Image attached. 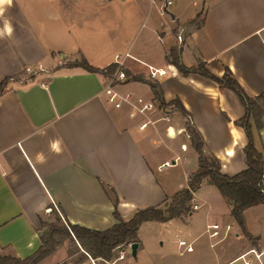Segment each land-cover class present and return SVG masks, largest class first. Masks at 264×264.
I'll list each match as a JSON object with an SVG mask.
<instances>
[{
    "label": "crops",
    "instance_id": "0c3cea01",
    "mask_svg": "<svg viewBox=\"0 0 264 264\" xmlns=\"http://www.w3.org/2000/svg\"><path fill=\"white\" fill-rule=\"evenodd\" d=\"M169 1L166 12L161 0L0 2V83L8 79L0 92L1 255H32L41 245L40 220L54 215L46 213L50 207L64 223L104 231L116 222L114 195L123 221L139 209L169 202L198 168L190 138L176 134L187 117L203 153L219 160L222 174L231 177L247 168L248 141L236 125L245 114L238 96L198 74L183 76L168 54L179 48L186 68L203 63L215 77L228 69L264 112V0ZM77 59L97 69L117 64L127 80L115 90L130 93L131 103L120 109L107 105L106 75L65 65ZM148 67L166 70L154 84L166 103L178 100L186 116L173 106L161 109L150 86L134 80L147 81ZM138 99L153 108L137 113ZM261 123V130L253 128V146L264 160V115ZM159 146L166 152H155ZM262 184L264 189V178ZM199 200L207 206L205 221H214L205 226L216 239L211 246L233 226L232 238L241 237L231 257L215 264H264L263 205L244 210L242 233L230 215L232 202L220 194Z\"/></svg>",
    "mask_w": 264,
    "mask_h": 264
},
{
    "label": "trees",
    "instance_id": "16d2710c",
    "mask_svg": "<svg viewBox=\"0 0 264 264\" xmlns=\"http://www.w3.org/2000/svg\"><path fill=\"white\" fill-rule=\"evenodd\" d=\"M168 62L173 65L183 76L198 74L203 78L214 82L220 90L228 89L234 92L245 109L242 118L236 121V125L241 127L247 138V145L244 148L245 163L247 168L234 176H226L220 172V162L212 155H205L202 151V139L198 132L189 123L184 128L190 132V142L193 149L198 153V168L188 179L187 187L166 202L161 207H146L135 212L128 221H123L117 211L118 199L114 195L113 217L116 222L104 231H94L88 228L65 223L63 226L47 224L40 220V230L47 228V231L40 234V247L29 257L19 259L10 255H0V264H39L51 256L56 248L65 240H70L79 245L85 257L91 259H103L109 263L111 252L122 245L137 244V231L146 222L167 223L174 219H181L190 213V203L193 193L196 192L202 182L214 186L219 194L232 202L233 206L230 215L238 224L242 233L245 232L243 212L247 208L263 205L264 206V160L262 154L256 151L253 146V128L262 129L261 118L263 110L250 98H248L232 73L226 69L222 77H215L205 68L203 63L197 67L186 68L180 60V49L172 48L168 54ZM90 73H103L110 75L118 68L117 64H111L104 69H97L90 66L84 59L81 64H75ZM135 81L146 83L150 86L154 99L159 107L166 108L173 106L182 115L187 114L178 100L166 103L162 98V93L157 84L145 81L141 78H134ZM8 79L0 83V92L3 90ZM252 121V123L250 122ZM56 220H59L55 210L52 212ZM41 232V231H40Z\"/></svg>",
    "mask_w": 264,
    "mask_h": 264
},
{
    "label": "rangeland",
    "instance_id": "374dc122",
    "mask_svg": "<svg viewBox=\"0 0 264 264\" xmlns=\"http://www.w3.org/2000/svg\"><path fill=\"white\" fill-rule=\"evenodd\" d=\"M199 22L200 20L198 19L192 25L195 26ZM176 43L180 44L178 41ZM82 60L77 59L67 62L65 65L74 66L75 64H81ZM32 73V70L26 71L27 75ZM187 122L188 119L186 118L183 124ZM155 149V152L165 151L162 146ZM204 182L205 184L201 188L199 187L200 190L197 192L198 197L192 201L200 206L199 209L194 210L192 208L193 204L190 203L191 216L185 215L181 219L173 220L169 223L150 222L141 225L137 235L139 246L134 247L131 245L129 247V245H122L117 247L111 252L109 263L103 259H96L95 264H215L217 260L221 262L227 260L230 254L239 248L238 244L242 245L241 237L232 238V235L236 231V228L233 226L227 232V238L220 244L211 246L216 239L209 238V230L205 231V226L207 222L212 224L214 221H205L207 206L201 205L202 201L199 199L206 198L213 201L219 197V194L214 186L208 184L207 181ZM44 221L47 224L65 225L60 217L59 220H56L54 215L47 217ZM219 224L223 234L224 225ZM40 231L44 234L47 228H43ZM180 239L185 240L186 243L191 245L192 252L187 253L185 247H178ZM54 252V255L48 257L51 259L50 261L44 262L43 260L42 262L44 264H91L89 260H86L88 258L81 252L79 245L70 240H65ZM240 263L243 264L244 262L241 261Z\"/></svg>",
    "mask_w": 264,
    "mask_h": 264
},
{
    "label": "built area",
    "instance_id": "2783aa9c",
    "mask_svg": "<svg viewBox=\"0 0 264 264\" xmlns=\"http://www.w3.org/2000/svg\"><path fill=\"white\" fill-rule=\"evenodd\" d=\"M156 1H160V0H156ZM162 1V11L166 12L167 7H169L170 5H172V2L169 0H161ZM184 29H181V31L178 33V35L176 36V39L179 43H181L182 41V37H181V32ZM26 71H29V69H26ZM166 75V70L165 69H155L152 67H148V73L146 76V80L148 82L151 83H155L160 77H163ZM127 80V76L125 74V72L118 67L116 69V71L113 74L110 75H106L105 77V81H104V87L102 89V93L104 94V101L107 105H110L116 109H120L122 108L125 104H130L131 102V97L132 95L130 93H125L123 95H121L120 93H118L115 90V86L119 83H123ZM137 104H139V107L135 108V110L137 111V113L139 114H143L146 111L150 110L153 108V104L152 103H143L141 99L137 100ZM165 120H169L168 116H165L164 118ZM189 125H191V121L190 118L187 117ZM150 124V121L144 122L139 126V130L143 131L144 129H146V127ZM172 135H175L173 131ZM176 134H183V136L187 139L190 138V132L188 130H185V128L182 131H177ZM159 139H156V141H158ZM168 164V163H166ZM165 165H163L164 167ZM52 209L56 210V207L54 208H48L46 210V213H51ZM193 209H197V206H193ZM210 229H212V233L210 234L211 238H215L218 236V226L217 225H213L210 227ZM229 229V228H228ZM179 247H185V251L187 253L192 252V247L191 245H189L188 243H186L185 240H180L178 242ZM257 257V256H256ZM245 264H249L247 262H245Z\"/></svg>",
    "mask_w": 264,
    "mask_h": 264
},
{
    "label": "water",
    "instance_id": "95a60500",
    "mask_svg": "<svg viewBox=\"0 0 264 264\" xmlns=\"http://www.w3.org/2000/svg\"><path fill=\"white\" fill-rule=\"evenodd\" d=\"M132 246L137 247V244H132Z\"/></svg>",
    "mask_w": 264,
    "mask_h": 264
},
{
    "label": "clouds",
    "instance_id": "9594fccd",
    "mask_svg": "<svg viewBox=\"0 0 264 264\" xmlns=\"http://www.w3.org/2000/svg\"><path fill=\"white\" fill-rule=\"evenodd\" d=\"M0 2H2V0H0ZM8 31L10 32V31H11V29L9 28V29H8Z\"/></svg>",
    "mask_w": 264,
    "mask_h": 264
}]
</instances>
